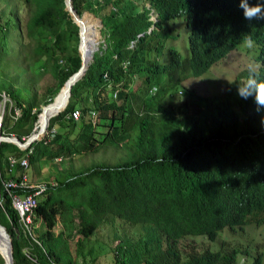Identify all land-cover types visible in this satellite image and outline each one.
I'll return each mask as SVG.
<instances>
[{
	"label": "trees",
	"instance_id": "1",
	"mask_svg": "<svg viewBox=\"0 0 264 264\" xmlns=\"http://www.w3.org/2000/svg\"><path fill=\"white\" fill-rule=\"evenodd\" d=\"M248 2L264 5V0ZM239 3L22 0L27 14L22 33L19 19L8 14L1 36L6 38L9 28H16L25 46L24 68L48 70L58 87L44 102L52 104L46 112V121L55 129L52 138L32 140L24 148L0 140V226L12 264H73L68 248L72 233L87 238L107 217L139 225L141 231L134 242L116 243L113 264H262V252L243 245L221 242L216 249H196L178 241L186 236L213 241L224 228L233 231L264 223V109L258 111L252 97L237 95V86L250 78V68L264 82V19H245ZM87 12L100 19L104 37L63 101L65 80L82 57L76 19ZM176 20L182 22V33L174 27ZM247 35L254 41L257 67L242 68L225 81L221 92L210 95L185 85L245 43ZM177 44L187 52L181 54ZM0 91L13 102L6 103L0 133L23 142L22 137L32 134L40 110L9 90ZM83 99L81 116L93 111L94 126L89 120L65 118ZM63 126V132L79 126L77 139L62 143L58 131ZM125 135L131 142L114 162L90 164L58 178L35 206L27 232L9 197L19 191H7L1 184L3 175L18 178L22 173L18 164L9 173L10 154L20 157L30 148L31 165L40 156L51 160L115 146ZM50 205L59 207L57 232ZM74 215L76 223L70 221Z\"/></svg>",
	"mask_w": 264,
	"mask_h": 264
},
{
	"label": "rangeland",
	"instance_id": "2",
	"mask_svg": "<svg viewBox=\"0 0 264 264\" xmlns=\"http://www.w3.org/2000/svg\"><path fill=\"white\" fill-rule=\"evenodd\" d=\"M21 5L22 0H0L1 28H3L4 19L8 16V14L9 16L15 15L19 19L18 24L21 28V33L23 32V23L27 14ZM145 5L148 7L147 3ZM149 18L152 21L155 19V13L151 9L149 10ZM94 21L95 24L97 23V27H95L94 30L98 29V36H95V40L92 38V43L95 45V49L93 50L92 54L98 51L99 43L103 40V28L101 25H99L97 17L93 16L89 12L83 13L81 17L83 29L80 31V36H82V33L85 32V37H89L93 26H95ZM175 22L176 24L174 27H177V29L180 28L178 32L182 33L184 29L181 26L182 22L180 20H176ZM88 31L90 32L86 34ZM1 34H3L2 30H0V89L11 91V93L16 95L17 98L24 103L29 102L35 104V108H38L40 112L39 114L37 113L38 115L36 118H38V121H36V124L33 126L32 130L37 126L36 132L39 134V132H41L42 125L45 123V119H47V109L42 111V108L45 107V99L51 96V93L54 90L58 89L56 81L52 77L51 73L46 69H43L38 73L36 71L37 69L31 72L24 68L25 61H23L21 57L24 54L25 46H23V48L21 47L19 43L20 35L16 28H9L7 36L5 34L6 38H4L3 35L1 36ZM77 42L74 43V41H72L71 43L77 46ZM176 48L179 52H181V54H185L187 52V50L183 49L179 44H177ZM252 52L253 47L248 48L245 43H241L237 49L231 50L223 59L213 64L201 77L187 79L185 85H187L189 88L193 87L201 95H210L214 92H221L223 90L225 81L228 82L233 79L234 75L242 68L247 66L257 67V64L253 60ZM135 86L136 84H133V88ZM0 94L2 95L3 93L0 91ZM61 94L64 98L66 96V91L63 90ZM83 97L84 96H82V98ZM10 101L12 102V100L6 94L4 95V98L0 100L2 115L3 111L6 110V103H9ZM84 101L85 99L81 100L77 104L78 106L75 107L80 111V117L77 121L78 123H84L86 120H89L90 125L94 126V124L91 123L89 116L85 114L86 112H84V115L81 116V110L83 108ZM89 101L90 98L87 99V104ZM11 106H13V104ZM15 108L16 114L18 115L19 109L17 107ZM5 112H7V110ZM65 128L66 126H63L58 131V133H61L62 143H68L70 140L77 139V134L80 131L79 126H76L74 130L69 131L71 134L68 137V128L63 132ZM41 140L45 141L46 138ZM47 141L48 140H46V142ZM129 142H131V136L125 135L122 138H118V143H116L115 146L108 145L104 148L100 147L97 151L92 153H73L64 157L57 156L51 160L46 156H40L34 161V163L28 165L26 170L27 179L32 183L42 182L45 184H55L57 181H59L58 178L62 179L67 174L78 172L90 164L100 162H114L122 153L124 146ZM37 156L38 152L36 151L33 157L37 158ZM4 177H8V174L3 175V178ZM49 192H47L46 195H51L53 190ZM44 198L45 193L38 196L37 203L41 202ZM49 208L55 213L54 217L56 224L54 227V232H57L61 227L58 215L59 207L50 205ZM75 216L76 215L71 218V222H77L78 219ZM33 218V214H30V221ZM114 220L107 217L100 223L95 232L87 238H80V236L76 235V233H72V236L68 239V248L71 252L73 264H113V248L116 243L123 240L134 242V238L137 237L141 232L139 225H131L126 221L116 218ZM110 221H114V226ZM65 232H68L66 228ZM178 241L181 242L182 245H193L196 249L204 246L208 247L209 249H216L221 242H224L230 246L243 245L249 249H257L262 252V264H264V223L259 226L251 224L245 226L243 229H235L233 231L224 228L219 231L217 237L213 241H208L203 236H186L183 237V239H179ZM132 247L135 246L133 245ZM241 258H243L242 255ZM239 264H241V261Z\"/></svg>",
	"mask_w": 264,
	"mask_h": 264
},
{
	"label": "built area",
	"instance_id": "3",
	"mask_svg": "<svg viewBox=\"0 0 264 264\" xmlns=\"http://www.w3.org/2000/svg\"><path fill=\"white\" fill-rule=\"evenodd\" d=\"M4 95H5L4 93L2 95L0 94V100L4 98ZM94 116H95V113L93 111H89V118L92 124H94V119H95ZM79 117H80V111L77 108L71 109L65 116V118L70 119V120H78ZM1 118H2V108H0V122H1ZM36 130H37V126L32 130V134L29 135V136H32L34 134L35 137L33 140L36 139L39 141L43 138H46V140H48L49 138H52L53 135L55 134V130L52 128V126H49V122H47L46 127L42 130L43 133L38 137H37L38 132H36ZM0 135L6 136V135H2L1 133ZM11 135L13 134H9L8 136L13 137ZM22 141L25 142L26 140L22 137ZM19 142L23 143L21 142V140ZM20 147L24 148L26 146H23L21 144ZM30 152H31V149L29 148L20 157H15L13 154H10L7 157L9 172H12L15 165L18 164L22 168V173L18 178L6 177V178L1 179V184L5 190L7 191L18 190L19 191L18 193H13V192L9 193L10 202H11L12 207L16 210L22 225L25 227V229L29 233L31 230L30 229L31 221L29 219V216L30 214H33V210L37 204L38 196L42 195L44 192L48 190L49 187L53 186V183H49V184L48 183L45 184L42 182L32 183L27 179L26 169L28 167V155L30 154Z\"/></svg>",
	"mask_w": 264,
	"mask_h": 264
},
{
	"label": "clouds",
	"instance_id": "4",
	"mask_svg": "<svg viewBox=\"0 0 264 264\" xmlns=\"http://www.w3.org/2000/svg\"><path fill=\"white\" fill-rule=\"evenodd\" d=\"M239 7L242 9L243 16L247 20L264 19V5L262 4L258 3L255 6H251L248 0H240ZM245 44L248 48L253 47L254 41L251 35L245 36ZM249 71L251 73L250 78L237 86V95L245 100L252 97L259 111L264 109V82L256 79L255 72L251 68Z\"/></svg>",
	"mask_w": 264,
	"mask_h": 264
},
{
	"label": "water",
	"instance_id": "5",
	"mask_svg": "<svg viewBox=\"0 0 264 264\" xmlns=\"http://www.w3.org/2000/svg\"><path fill=\"white\" fill-rule=\"evenodd\" d=\"M67 1H69V0H67ZM68 10H69L70 13L72 12V14H74L73 13L74 11H73V9L71 8L70 5H68ZM97 20L99 21V25H101L100 19L97 18ZM91 58H92V54L90 55L89 61L87 63H89L91 61ZM87 63L85 61H83L82 57L80 56V65H79L78 69L65 80L64 85H66L65 90H66V96L67 97L69 96V87H70L71 83L80 76V74L83 72V69L85 68ZM50 105H52V104L51 103L46 104L45 107L42 108V111H44V109L49 108ZM34 137H35L34 134L32 136H28L26 141L23 142V143H20L18 141V138L14 137V136L10 137L8 135H6V136H1L0 135V140H8L10 142L15 143L18 147H20L21 144L23 146H27L34 139ZM6 239H7L6 238V234L4 233L3 228L0 226V248H1V246L3 247L2 251L4 252L5 257L7 259V264H12L11 250H10V246H9L8 242L6 241ZM0 258L3 261V264H6L5 258L1 254H0Z\"/></svg>",
	"mask_w": 264,
	"mask_h": 264
},
{
	"label": "bare ground",
	"instance_id": "6",
	"mask_svg": "<svg viewBox=\"0 0 264 264\" xmlns=\"http://www.w3.org/2000/svg\"><path fill=\"white\" fill-rule=\"evenodd\" d=\"M76 21L81 25V29H80V31H81L83 29L82 28L83 25H82V22H81V18L80 19H76ZM94 25H95V21H94ZM93 28H94V26H93ZM89 32L90 31H88L86 34H88ZM93 33H94V36H97L96 30H93ZM79 37L81 39L80 49H81L82 59H83V61H85L87 63L89 61V58L88 57L92 54L93 50L95 49V45L92 43V38L93 37L91 35H89V37L86 38L85 37V32H83L82 33V36H79ZM93 40H95V39H93ZM65 88H66V86H65ZM65 97L63 98V101H65L67 99V96H65ZM59 106H55L54 108H58ZM51 109L52 108H49V110H51ZM46 125H47V121L45 119V123L42 125L41 132H39V134L37 133L38 134L37 137L40 136L43 133L42 130L46 127ZM2 250H3V247L1 246V248H0V254L5 258V262L7 264V259H6L5 254H4V252Z\"/></svg>",
	"mask_w": 264,
	"mask_h": 264
},
{
	"label": "crops",
	"instance_id": "7",
	"mask_svg": "<svg viewBox=\"0 0 264 264\" xmlns=\"http://www.w3.org/2000/svg\"><path fill=\"white\" fill-rule=\"evenodd\" d=\"M73 121H76V120H73ZM53 185H55V184H53ZM49 188H51V187H49ZM49 188H48V189H49Z\"/></svg>",
	"mask_w": 264,
	"mask_h": 264
}]
</instances>
